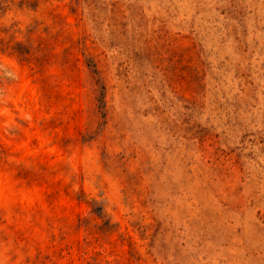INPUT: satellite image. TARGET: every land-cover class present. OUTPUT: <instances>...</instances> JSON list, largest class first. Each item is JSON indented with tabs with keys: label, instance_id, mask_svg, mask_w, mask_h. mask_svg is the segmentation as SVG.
<instances>
[{
	"label": "rangeland",
	"instance_id": "obj_1",
	"mask_svg": "<svg viewBox=\"0 0 264 264\" xmlns=\"http://www.w3.org/2000/svg\"><path fill=\"white\" fill-rule=\"evenodd\" d=\"M0 264H264V0H0Z\"/></svg>",
	"mask_w": 264,
	"mask_h": 264
}]
</instances>
